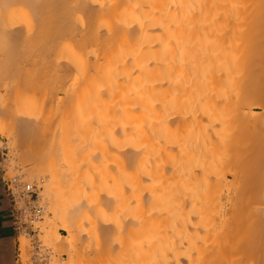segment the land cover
I'll use <instances>...</instances> for the list:
<instances>
[{
  "label": "bare ground",
  "instance_id": "bare-ground-1",
  "mask_svg": "<svg viewBox=\"0 0 264 264\" xmlns=\"http://www.w3.org/2000/svg\"><path fill=\"white\" fill-rule=\"evenodd\" d=\"M170 87L176 93L165 101ZM71 91V110L80 103L91 110L90 140L106 133V188L98 201L81 198L82 172L60 185L48 169L41 176L51 179L44 192L54 216L80 223L97 208L111 247L130 243L129 264H155L164 235L178 224L195 227L210 210L181 196L172 210L173 190L210 185L220 210L206 229L202 259L194 263L184 245L160 257L162 264H211L227 253L238 264H264V0H0V134L17 145L46 141L45 113ZM194 116L209 131L203 142L185 128ZM221 120L228 127L218 133ZM32 149L21 158L39 162ZM4 183L7 195V187L26 184ZM143 193L141 210L124 203L122 212L128 195ZM142 230L156 235L146 239L151 250L147 242L134 247ZM147 249L151 260L140 256ZM220 257L218 264H229Z\"/></svg>",
  "mask_w": 264,
  "mask_h": 264
},
{
  "label": "rangeland",
  "instance_id": "rangeland-1",
  "mask_svg": "<svg viewBox=\"0 0 264 264\" xmlns=\"http://www.w3.org/2000/svg\"><path fill=\"white\" fill-rule=\"evenodd\" d=\"M66 72L65 71L62 72L63 74H65V75H63V74L62 75L64 77H67L68 75L70 76L71 72L70 73L68 71H66ZM66 74H67V76H66ZM63 79H64L63 80V84H64L63 86L65 88V86L70 85L68 83L70 81L68 80V78H66V79L63 78ZM69 88H71V86H69ZM174 88L170 87V88L166 89V91H164V93H162L161 96L163 97V99L165 101L170 100V98L173 97L174 93H176V90H175L176 88L175 89ZM72 92L73 91L69 92L66 95L61 93L59 96L60 99L58 100L59 102L54 104L53 107L51 109H49V111L48 110L46 111L47 113H45L46 114L45 116L47 119V125H46L45 129H43V132L47 133V135H48V139L46 141H36V142L30 143V144L27 143L24 145H19V144L17 145L15 142H13L12 138H6L4 135L0 134V169H1L0 171H1V175L3 177V181L7 182V184H9V186H11L10 182H12L13 180L16 179L19 183H26V184H29L31 186H34V190H35L34 205L40 211V217L37 218V221L34 224V227L36 228V234L34 237H31V235L28 233L27 230L24 231L23 225H21L22 226L21 228L17 229L14 226L15 224H13V228L15 231L16 259H17L16 263L19 264L21 262L22 264H25L26 260L28 259L29 254H30V251L32 249V245H31L32 239H35L37 237L40 241L44 238L41 242L44 245L51 247L53 253L56 255L55 259H60V264H129V260H128L127 256L125 255V254H127V249L125 251V247L127 244H130V243H127L126 245L124 244L125 247L122 246L123 247L122 248L119 244L120 239L117 238V239H119V241L116 239L115 242L117 241L116 244L119 242L118 243L119 245L117 244L118 246H116V249H115V247L114 248L111 247L112 242H111L110 238L107 240V233H106L107 231L106 230L104 231L103 227L99 223V220H100L99 217L101 216V213L97 208L94 209L91 207V208L87 209V212H84L83 216L80 215L82 218V221L80 223L78 221H76V223H74L75 218H77V217H75V215H74L75 218L73 216L71 217V215L68 213H66L64 215H60V216H54L55 212H54L53 206H51V204H50L51 201H49V202L47 201V199L51 200L52 196L51 195H50L51 197L47 196V194L44 192L45 191L44 185H48L51 182V179L43 178L41 176V174L48 173L49 170L50 171L52 170V172L55 171L54 173H56L59 176L58 180H55V182H57V181L59 182L60 176L62 177L60 183L62 182V180L67 181L71 177H73V178L77 177L78 178V175H79L78 173L82 172L81 175H79V176H83L82 178H84V179L80 178L78 181L79 184L81 182V185L83 183L82 180L85 181L83 183L82 187H80L81 185L79 186L80 196L82 195L81 198L84 197V198H87L89 200L92 198L91 196H93V197L95 196L94 197L95 200L93 198L91 200L92 201L93 200L98 201V199L99 200L101 199V197L105 191V188H106V186H105L106 184L105 185H103V184L106 183L105 176L107 175V167H106V165H107V156H106L107 150H105V149H107V144H106L107 138L105 137L106 138V140H105L103 137V139L106 141L105 143H103V139L100 138V133H102L103 132L102 131L99 133V137H97V140H95L96 142L93 141L94 142L93 143L90 140V138H89L90 135H89V132H87L88 129H86V127H87L86 124H87V121L89 119L91 110L89 107H86L87 105H83L82 103H80L82 105L79 104L78 106H76L74 109L71 110L69 108V102L70 101L72 102L74 97H75V95ZM75 100L76 99H74V101ZM226 123L227 122L224 123V120H223V122H222V120L219 122L218 133H222L223 130L228 127L227 126L228 124L226 125ZM165 127H166L167 131H170L171 129H173L174 125H173V123L170 122V123H167L165 125ZM185 128H191L192 129L193 135L195 136V138H197L198 142L205 141L206 140L205 138L209 134V131H207L205 129L204 123L201 122V118H199V117L194 116V117L190 118L186 122ZM104 134L106 135V133H104ZM101 135L103 136V134H101ZM89 141H91L90 144H87ZM92 143H93V145L95 144V146L88 147L89 145H92ZM31 146L33 147L32 150H35V148H36L37 151L41 152V155H39L40 152L39 153L37 152L38 153L37 160L39 159V162H37V161H35V162L25 161L21 158V154H22V151L24 150V148L25 149L26 148L31 149L32 148ZM41 148L46 149V150H43ZM43 151H44V153H43ZM45 153H48V154H45ZM103 157H105V158H103ZM105 163H106V165H105ZM38 164H40L41 169H39ZM75 166H77V167H75ZM43 167H44V169H43ZM61 167H63V168H61ZM73 167H75V168H73ZM82 168H84V169H82ZM34 169H36V170H34ZM69 169L70 170L72 169V170L70 171ZM74 169H76V170H74ZM43 170L46 172H44ZM60 171L61 172L65 171V173L64 172L61 173ZM68 171H70V172H68ZM52 172H50V174ZM83 172H85V173H83ZM100 172L102 173L101 175H100ZM65 175H66V177L68 175V177L66 178ZM103 175H104V177H102ZM98 177H99V181L101 180L100 183L96 181V180H98ZM95 178H97V179H95ZM46 182H47V184H46ZM88 183L90 185L86 186L85 184H88ZM7 184H6V186H7ZM62 184H63V182L60 185H62ZM99 184H101V185L99 186ZM57 188H58V186H57ZM92 189H93V191H90ZM58 190H59V188H58ZM88 190L90 192H88ZM81 191H83V192H81ZM101 191H103V193L100 195L99 192H101ZM91 194H93V195H91ZM144 194L145 193L140 194V195L139 194L128 195L129 198H131V201L127 202L130 199L128 198V200H127L126 197H128V196H126L124 198L126 200L123 199L124 201L121 203V205H123L124 203H125L124 205H126V206L129 205L127 207L129 212H131L130 210H133L132 212L137 211V209L141 210L142 207L145 204H147L146 202H145V204H142V203H144V201H145L144 198L146 197V194H145V196H143ZM152 196H154V194ZM176 196L195 198L198 200L197 203H198L199 208H201V206H203L202 208L207 206L206 208H208L210 210L208 211V214L206 215L205 221L200 220L201 222L199 221V223L197 222V224H195L196 228L195 227H189L186 224H182V225L178 224L177 226H175L173 229H171L168 232V235L167 234L164 235L165 237H162V238H165L164 240H166L163 242L165 248H163V246H162L163 240L161 241L162 244L159 242L160 244L157 243V244H155V247H154L155 249L158 250V252H157V250H155V252L158 255L161 254L160 256H158V260H154L155 264H162L163 261H161V259L162 260L165 259V253L166 252H169L168 254H170V256H171L176 252L177 248H178L177 249V251H178L181 247H184V245H185V247L187 246L186 248H188V249L191 247L189 249V256H190V250L192 249L190 257L193 256V258H191V259L193 260L194 263H196L197 260H199L200 258L202 259L203 255H204L202 244H203L204 235L206 233V229L208 226H210V224L212 222H215V220L217 219V217L219 215L220 205H218L216 203V199H215L216 190L210 185H203L201 188L194 190L193 192L192 191H186V190L174 189L173 190V197H171V199H170L171 203H172V205H171L172 210H173V207H172L173 201H175ZM96 198H98V199H96ZM134 198H136V199H134ZM140 198H142V199H140ZM126 202H127V204H126ZM131 203L133 204L134 207L132 206ZM130 204H131V207H130ZM124 205L121 206L122 212H127L128 210H126V211L124 210ZM132 207L135 209H133ZM139 207H141V208L139 209ZM90 209L96 210L97 215L95 214V212L92 213L93 211H91ZM15 216H18V215H15ZM96 217L98 219H96ZM48 219L51 221H48ZM24 220H27L26 216H23V215H21V217L19 216L18 221H24ZM69 222L72 223L73 225L72 224L70 225ZM66 225H70V227L71 226L72 227L70 228L69 226H66ZM76 228L77 229L80 228L82 230V232H84V233H82L81 235L78 234L79 232L75 233V231L77 230ZM143 232L145 233V231H143V230H142V232H138L137 233L138 236L136 235L137 237L133 239V240H135L134 242L132 241L133 244L137 243V244H134V247H137V246L139 247L141 245L144 248H146L145 247L146 245L148 247H150V243H148L146 241V239H148L149 242H153V240H155V238H156L155 234L146 233V234H144L145 236H143L142 235ZM118 233L119 232H117V236H119ZM72 238H74V239H72ZM21 240H23V243L21 242ZM25 242L27 245L24 244ZM139 243H141V244H139ZM145 243H146V245H145ZM23 244L25 245V247ZM20 246H23V247L21 248ZM161 247L164 250H162ZM119 248H121V249H119ZM166 249L169 251H167ZM149 250H151V247L149 248ZM174 250H175V252H174ZM163 251H165L164 255H163ZM148 252L149 251L147 249L144 252L140 253V256L145 258V259L151 260V258H152L151 256H153L154 250L151 253L152 255H148ZM171 253H173V254H171ZM143 254H145V255H143ZM146 254L149 257L146 256ZM226 255L227 256H225V254H224L225 257H228V258H226V261H228L229 264L230 263L233 264L234 262H235L234 264H236V263L238 264V260H237L236 256H233V258H232L231 257L232 255L230 253H227ZM167 256H169V255H167ZM222 256L220 257V255H219L220 258H225L224 256L223 257ZM160 257H161V259H160ZM219 257L216 259H213L211 264H218ZM234 258H236V259L234 260ZM232 261H234V262H232Z\"/></svg>",
  "mask_w": 264,
  "mask_h": 264
},
{
  "label": "built area",
  "instance_id": "built-area-1",
  "mask_svg": "<svg viewBox=\"0 0 264 264\" xmlns=\"http://www.w3.org/2000/svg\"><path fill=\"white\" fill-rule=\"evenodd\" d=\"M17 187L18 188L7 187L8 195L11 201V209L14 215L13 224H15L14 226L17 229L21 228V225H23L24 231L27 230L31 237H34L36 234L34 224L36 223L37 218L40 217V211L34 205V186L22 184ZM21 200L25 201L24 207L21 206ZM21 215L26 216L27 220L18 221L19 216ZM31 245L32 249L25 264H60V259H55L56 255L53 253L51 247L44 245L37 237L32 239ZM19 264L22 263L20 262Z\"/></svg>",
  "mask_w": 264,
  "mask_h": 264
},
{
  "label": "crops",
  "instance_id": "crops-1",
  "mask_svg": "<svg viewBox=\"0 0 264 264\" xmlns=\"http://www.w3.org/2000/svg\"><path fill=\"white\" fill-rule=\"evenodd\" d=\"M13 221L11 203L0 171V264H17Z\"/></svg>",
  "mask_w": 264,
  "mask_h": 264
}]
</instances>
